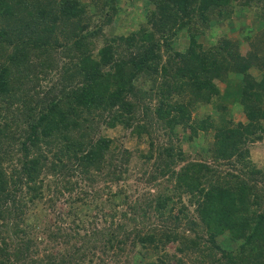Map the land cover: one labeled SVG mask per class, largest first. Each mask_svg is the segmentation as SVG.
<instances>
[{
    "label": "trees",
    "instance_id": "16d2710c",
    "mask_svg": "<svg viewBox=\"0 0 264 264\" xmlns=\"http://www.w3.org/2000/svg\"><path fill=\"white\" fill-rule=\"evenodd\" d=\"M145 1L133 31L111 35L130 15L121 0H0V264H106L127 247L135 263L264 264V187L247 177L262 172L246 162L247 144L264 139V41L246 34L243 49L220 29L234 3L247 12L253 0ZM141 115L170 139L181 130L189 146L211 133L213 143L193 160L150 141L143 158L156 152L153 178L171 188L129 204L95 189L118 184L129 160L101 130L149 133ZM224 163L244 173H221ZM170 244L180 257L164 254Z\"/></svg>",
    "mask_w": 264,
    "mask_h": 264
},
{
    "label": "rangeland",
    "instance_id": "374dc122",
    "mask_svg": "<svg viewBox=\"0 0 264 264\" xmlns=\"http://www.w3.org/2000/svg\"><path fill=\"white\" fill-rule=\"evenodd\" d=\"M241 1L244 2L245 0ZM254 1L255 0L250 1V3L252 4V9L247 12L246 9H243L241 6H239L238 3H234V12L236 13H232L229 18L226 17L220 24L221 32L223 31L222 35L229 37L234 41H237L238 44L243 47V49L248 48V41L244 40L246 34H252L254 37L257 36V39L260 43L264 41V4ZM145 2V0H121V6L124 10L126 9V11L130 13V15L124 16V14H122V16H117L113 24L107 29L106 33L114 35L120 33L123 34L125 31H133L134 21H136L137 18L139 19V21L141 20L140 14H142V10L144 8L142 6ZM259 38H262L263 41L261 40V42ZM200 41H202L204 44H207L210 40L206 38L201 39ZM186 45L187 39L182 35H180L174 43V47L177 49H184ZM252 73L258 76L259 71L257 69H253ZM237 82L238 81L233 80V82H229L226 85L229 94H235L236 87L239 85L237 84ZM139 85L142 86V82ZM143 86L145 89H148L149 83L143 82ZM224 86L225 85H220V88L223 90ZM230 99L233 100L232 98ZM227 100V103H229L230 105L231 101L229 99ZM145 105L153 108L155 105V101L149 103L146 100ZM205 111H207L206 107H199L193 112V115L202 116ZM232 116L235 123L245 122V117L243 116L239 108L232 109ZM139 119L140 123H144L147 125L149 133H142L139 136L131 131V129H125L121 126H117L113 129L102 127L101 130V134L103 136H106L113 141L111 145L112 148L117 147L119 149L128 151L129 160L127 166L123 164L119 167V170L126 171H123L122 179L118 184L112 183L111 181H101L95 185V189H99L104 194L112 193L117 196V200L119 201L124 197H127L129 198V204H134L137 202V200H146V198L150 197L152 193L157 194L158 192L160 193L168 191L171 188V186L166 183V180L153 178V175H156V152H154L153 158L149 161L146 158H143V156L148 155V152H150V141H153L155 150L163 145L177 146L180 144L179 146L182 148L183 152L193 160L200 158L198 154L201 152L200 143H203V145H211L213 143V134L211 133L202 136L204 140L202 141L200 139L199 143L196 142L194 147L189 146V144L183 139L180 142L182 136L184 135L181 130L178 133V135H180L178 140L174 137L170 139L166 132L163 129H160V127L155 124L154 120H150V118H144L143 115L139 116ZM262 125L264 126V121H262ZM246 148L248 149V157L246 159V162H250L251 166L255 170H260L262 172L260 175L255 176H251L248 174L247 177L255 181L259 188L264 187V139L261 142H255L251 144L249 143L247 144ZM195 155L197 157H195ZM206 162L211 165L214 164L213 161L208 157L206 158ZM219 170L221 173L230 172L236 174L239 173V170L241 169L240 165L238 166V168L234 169L228 163H224L219 166ZM243 173L244 172L239 174ZM181 201L182 204L186 206V213L191 214L193 206L189 205L187 196H182ZM61 210L64 212L67 211V205H64L63 200L62 202H60V204L57 205L56 213L58 211L60 212ZM155 222L156 221L154 220L153 223ZM181 228L184 229L183 224L181 225ZM79 243V245L86 244L83 242ZM87 245H90V241L87 242ZM59 247L63 248V243L61 241L57 243L40 244L38 250L40 255H42L44 252H48L52 249L55 251L59 249ZM134 253V249H132L131 247H127L125 253L121 257H119L118 260L115 259V262L108 261L106 264H146L148 261L154 260L157 257L155 256L153 258H147L146 260L140 257L137 263H135L134 260H132ZM164 254L167 257L173 255H175L176 257H180V255L176 253L175 245L172 244L166 247V249L164 250ZM26 264H30L29 260L26 261ZM92 264H99L97 258H93ZM170 264H174V262L172 261L170 262Z\"/></svg>",
    "mask_w": 264,
    "mask_h": 264
}]
</instances>
